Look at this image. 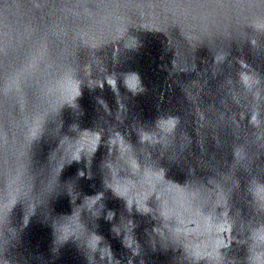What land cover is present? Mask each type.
Masks as SVG:
<instances>
[{"label": "water", "instance_id": "1", "mask_svg": "<svg viewBox=\"0 0 264 264\" xmlns=\"http://www.w3.org/2000/svg\"><path fill=\"white\" fill-rule=\"evenodd\" d=\"M0 264H264V0H0Z\"/></svg>", "mask_w": 264, "mask_h": 264}]
</instances>
